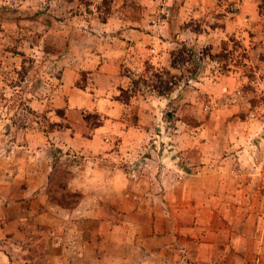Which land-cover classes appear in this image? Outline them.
I'll return each mask as SVG.
<instances>
[{
    "label": "rangeland",
    "instance_id": "1",
    "mask_svg": "<svg viewBox=\"0 0 264 264\" xmlns=\"http://www.w3.org/2000/svg\"><path fill=\"white\" fill-rule=\"evenodd\" d=\"M180 41L212 55L234 49L229 70L219 55L205 58L167 94L147 87L158 72L179 73L170 52ZM132 79L137 89L124 102L120 88L131 94ZM25 143L27 165L47 166V179L30 184L33 193L21 209L14 198L12 219L24 208L42 212L39 186L44 202L57 205L46 191L50 175L57 176L58 195L68 173L87 161L100 167L107 161L129 179L134 202H108L111 223L133 218L161 230L190 229L197 203L203 225L217 224L206 209L217 207L216 182L225 192L232 186L233 222L251 205L264 211V0H0V185ZM238 148L248 157L234 152L228 159ZM26 184L15 182L12 195ZM123 208L129 209L120 214ZM39 219L26 217L22 248L7 244L0 251L45 264L57 249L54 221ZM231 251L233 264H264V249L253 241Z\"/></svg>",
    "mask_w": 264,
    "mask_h": 264
},
{
    "label": "crops",
    "instance_id": "2",
    "mask_svg": "<svg viewBox=\"0 0 264 264\" xmlns=\"http://www.w3.org/2000/svg\"><path fill=\"white\" fill-rule=\"evenodd\" d=\"M49 134L52 136L54 133ZM19 147H23V151L16 150L18 155L14 161L15 167L10 170L12 175L6 179L7 183L0 185V246L9 244L22 248L27 233V229H24L25 219L28 215H35L43 221L50 216L54 221L51 231L57 249L46 258L45 264H233L231 249L237 247L240 242L253 241L260 249H264V211H256L251 205L250 208L244 209L242 216L236 214L235 220H238L233 222V204L230 200L234 194L229 191L232 188L230 184L225 192L223 182H216L212 187V197L217 207L206 208L207 214H211L217 224L203 225L204 218L201 213L204 208H199L197 203L196 223L190 229L173 226L161 230L157 224L147 225L136 222L133 218V222H109L104 206L107 207L108 202L115 203L116 200L126 206L124 202H134V194L128 190L129 179L123 171L110 167L107 161H104L105 165L102 167L98 166L96 161H87L83 164V170L79 169L76 174L72 170L73 176L68 185L71 189L83 193V198L74 209L69 210L59 205L49 207L50 203L44 202L46 197L42 194L45 186H39L36 191L39 192V201L45 203L44 208H41L42 212H37L39 209L30 212L29 208H24L19 213V220L12 219L10 217L15 211L11 209V203L15 201L14 198L18 200L17 208L21 209V204L26 206L29 195L33 193L30 184L42 185L47 179V166L40 163L31 168L27 165L26 159L31 158V154L28 155L31 149L27 143ZM107 147L108 143L101 146L106 156L109 155L106 152ZM36 151L40 150H35V153ZM229 153L228 159L234 157V154L243 159L249 155L245 148H238ZM21 180L23 183H29V186L19 185V195H12V191L16 189L15 182ZM199 190L204 192L202 188ZM197 194L204 197V194ZM222 200L229 201L226 203ZM125 209L129 208H123L119 213L122 214ZM127 213L136 214L126 211L125 215ZM93 222V225L90 224ZM42 226L39 227L41 233ZM0 264L33 263L30 260H19L17 257L9 259L0 251Z\"/></svg>",
    "mask_w": 264,
    "mask_h": 264
},
{
    "label": "trees",
    "instance_id": "3",
    "mask_svg": "<svg viewBox=\"0 0 264 264\" xmlns=\"http://www.w3.org/2000/svg\"><path fill=\"white\" fill-rule=\"evenodd\" d=\"M243 51H246L245 48H242ZM234 49H227V47H224L220 53H214L213 55L211 53H208L205 51V48L200 51H195L193 48L188 47L184 41L178 42V47L173 49L170 52V58H171V68L177 69L179 73H175V71H166V74L164 71L156 73L154 76L156 79H151L150 82L145 84L147 87H152L157 90V92L162 93H168L171 92L177 85L179 80L184 76L186 78V81L188 80V77L194 76L197 73V69L200 67L201 63L204 61L205 58H209L213 60L217 56L221 55L223 59H225V62H223L222 66L224 70H229V64L228 60L231 59L233 55ZM244 54H246L244 52ZM235 64H237L236 61H234ZM246 63H242L243 68H247ZM251 71V68H250ZM161 73V74H160ZM163 73V75H162ZM167 75V76H164ZM250 76V75H249ZM137 83L138 80L132 79L131 80V87L130 92L128 94V89L120 88V95L122 100L125 102L129 99V97L132 95L133 92L137 89ZM162 85H164L163 89H159ZM161 93V94H162ZM100 125V122H97L95 126ZM69 174V178L71 179L72 174ZM51 174L49 178V184L47 187V194L49 198L54 201L57 205L66 208V209H72L78 205L80 200L83 198V193L77 190H73L69 187L68 182L65 186H60V189L58 192V195L52 191V185L55 183H52L57 179L56 177ZM57 183V182H56Z\"/></svg>",
    "mask_w": 264,
    "mask_h": 264
},
{
    "label": "built area",
    "instance_id": "4",
    "mask_svg": "<svg viewBox=\"0 0 264 264\" xmlns=\"http://www.w3.org/2000/svg\"><path fill=\"white\" fill-rule=\"evenodd\" d=\"M262 188L264 189V175H263V183H262Z\"/></svg>",
    "mask_w": 264,
    "mask_h": 264
}]
</instances>
